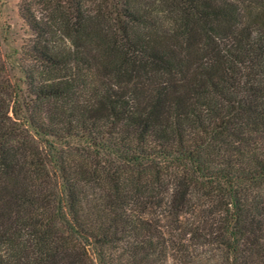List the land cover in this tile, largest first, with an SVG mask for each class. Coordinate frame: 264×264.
Masks as SVG:
<instances>
[{"label": "trees", "instance_id": "1", "mask_svg": "<svg viewBox=\"0 0 264 264\" xmlns=\"http://www.w3.org/2000/svg\"><path fill=\"white\" fill-rule=\"evenodd\" d=\"M18 9L0 264H264V0Z\"/></svg>", "mask_w": 264, "mask_h": 264}, {"label": "rangeland", "instance_id": "2", "mask_svg": "<svg viewBox=\"0 0 264 264\" xmlns=\"http://www.w3.org/2000/svg\"><path fill=\"white\" fill-rule=\"evenodd\" d=\"M21 0H0V65L9 82L25 91L22 69L27 64L25 55L32 33L19 13Z\"/></svg>", "mask_w": 264, "mask_h": 264}]
</instances>
